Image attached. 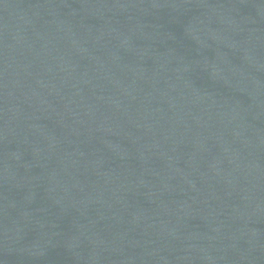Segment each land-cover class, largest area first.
<instances>
[{"label": "water", "instance_id": "obj_1", "mask_svg": "<svg viewBox=\"0 0 264 264\" xmlns=\"http://www.w3.org/2000/svg\"><path fill=\"white\" fill-rule=\"evenodd\" d=\"M0 264H264V0H0Z\"/></svg>", "mask_w": 264, "mask_h": 264}]
</instances>
